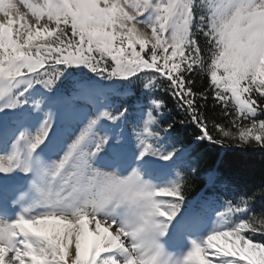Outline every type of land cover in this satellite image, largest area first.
Wrapping results in <instances>:
<instances>
[{
	"label": "snow or ice",
	"instance_id": "1",
	"mask_svg": "<svg viewBox=\"0 0 264 264\" xmlns=\"http://www.w3.org/2000/svg\"><path fill=\"white\" fill-rule=\"evenodd\" d=\"M217 148L264 149V0H0V264H264Z\"/></svg>",
	"mask_w": 264,
	"mask_h": 264
},
{
	"label": "trees",
	"instance_id": "2",
	"mask_svg": "<svg viewBox=\"0 0 264 264\" xmlns=\"http://www.w3.org/2000/svg\"><path fill=\"white\" fill-rule=\"evenodd\" d=\"M164 95L169 107H173L175 101L171 96ZM200 169L203 175L215 171L226 180L242 185L259 183L264 179V149L217 148L201 157ZM203 175L200 180L194 183L190 192L191 197H196L204 190H210L206 188L207 183Z\"/></svg>",
	"mask_w": 264,
	"mask_h": 264
}]
</instances>
